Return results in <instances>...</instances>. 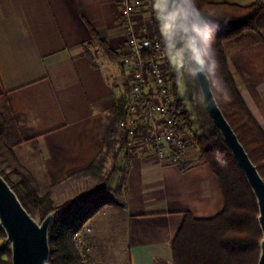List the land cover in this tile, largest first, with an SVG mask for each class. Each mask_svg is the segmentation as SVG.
Listing matches in <instances>:
<instances>
[{
  "label": "crops",
  "instance_id": "0c3cea01",
  "mask_svg": "<svg viewBox=\"0 0 264 264\" xmlns=\"http://www.w3.org/2000/svg\"><path fill=\"white\" fill-rule=\"evenodd\" d=\"M118 1L0 0V80L20 143L32 147L49 185L72 180L104 149L110 110L126 85L117 64L124 43ZM142 5L134 15L151 26L149 5ZM224 49L240 94L264 129V21ZM146 154L128 144L121 149L107 188L121 201L130 264H172L169 243L181 212L210 217L223 198L208 164L159 168Z\"/></svg>",
  "mask_w": 264,
  "mask_h": 264
},
{
  "label": "trees",
  "instance_id": "16d2710c",
  "mask_svg": "<svg viewBox=\"0 0 264 264\" xmlns=\"http://www.w3.org/2000/svg\"><path fill=\"white\" fill-rule=\"evenodd\" d=\"M142 2L149 5L151 34L158 40L160 49H162L151 0H142ZM197 3L204 12L221 20L220 30L215 36L214 48L220 62V74L228 88V96L226 99L218 98V105L264 179V129L254 118L240 94L229 69L224 49L226 42L235 39L247 29H257L263 24L264 1L255 0L240 4L226 0H197ZM224 18L230 20L227 25L222 23ZM107 51L110 52V49ZM168 68L173 92L178 96L179 78L169 65ZM184 86L198 125L197 131L191 135L189 140L199 146L197 162L208 164L214 173L222 194L223 206L219 212L210 217H194L188 210L181 212V224L169 243L172 264H256L261 232L256 220L255 198L218 130L213 125L206 108L198 105V99L192 100L190 90L185 83ZM177 101L178 105L185 107L184 97L177 98ZM127 109L128 95L124 93L110 110V124L103 134L104 149L84 170L77 173V175L96 177L100 182L79 196L54 205L48 191L39 195L28 181L19 180V185L14 184L6 174L0 171L32 216L34 212L41 220L49 211L60 208L49 228V260L52 264H82L80 251L73 245L72 235L90 219L92 213L103 202H110L103 198L94 206L84 205V199L87 197L105 193L104 183L114 168L118 153L127 147V133L118 126L119 120L127 115ZM183 114L185 125L191 128L193 125L190 119L191 113L185 108ZM12 130L15 132L18 130L17 122L7 97V91L0 80V141L4 138L8 140ZM22 141L18 139L15 143ZM108 154L113 162L109 170L103 172ZM0 233L4 234L1 229ZM8 252L10 253V249ZM1 264H11L10 257L3 259Z\"/></svg>",
  "mask_w": 264,
  "mask_h": 264
},
{
  "label": "built area",
  "instance_id": "2783aa9c",
  "mask_svg": "<svg viewBox=\"0 0 264 264\" xmlns=\"http://www.w3.org/2000/svg\"><path fill=\"white\" fill-rule=\"evenodd\" d=\"M142 0H119L117 17L124 43L117 64L126 75L128 109L118 126L127 133L129 148H143L162 168L175 166L185 171L197 162L199 147L185 134L183 109L173 92L167 60L158 40L151 34L148 20H138L134 11ZM90 231L85 224L72 235L77 249L84 247Z\"/></svg>",
  "mask_w": 264,
  "mask_h": 264
},
{
  "label": "rangeland",
  "instance_id": "374dc122",
  "mask_svg": "<svg viewBox=\"0 0 264 264\" xmlns=\"http://www.w3.org/2000/svg\"><path fill=\"white\" fill-rule=\"evenodd\" d=\"M143 7L144 5H141L140 8ZM179 97H184L185 100V107L179 105L180 108H186L191 113L190 119L193 121V125L191 128L185 127V134L190 138L197 131L198 125L192 113L184 82L180 78L178 79V96L176 98ZM10 136L8 140L4 138L0 141V171L6 174L8 179L14 184L19 185V180L28 181L39 195H43L48 191L54 205H59L66 199L79 196L92 189L94 184L100 182L96 177L78 174L66 183L57 186L49 185L41 171L39 160H37L32 147L15 143L19 139L17 131L12 130ZM112 162V157L108 154L103 166V172L109 170ZM104 187L106 194L99 193L84 199L86 207L98 204L97 201L103 198L108 199L110 202H103L92 213L88 220L89 222L84 223L90 228V231L83 238L84 247L78 249L80 251V262L82 264H130L124 234V223L121 216L117 213L120 211L118 208H120L121 201L114 192L108 190L107 182L104 183ZM111 210L114 212L113 216L110 215ZM33 214L36 219H40L37 214L34 212ZM8 250L9 245L5 242V236L0 233V264L3 259L10 257Z\"/></svg>",
  "mask_w": 264,
  "mask_h": 264
},
{
  "label": "clouds",
  "instance_id": "9594fccd",
  "mask_svg": "<svg viewBox=\"0 0 264 264\" xmlns=\"http://www.w3.org/2000/svg\"><path fill=\"white\" fill-rule=\"evenodd\" d=\"M151 7L170 69L188 87L192 100L215 108L218 98L228 96L214 48L221 20L204 12L197 0H151ZM229 22V18L222 21Z\"/></svg>",
  "mask_w": 264,
  "mask_h": 264
},
{
  "label": "water",
  "instance_id": "95a60500",
  "mask_svg": "<svg viewBox=\"0 0 264 264\" xmlns=\"http://www.w3.org/2000/svg\"><path fill=\"white\" fill-rule=\"evenodd\" d=\"M205 108L255 198L256 220L261 232L256 264H264V179L225 118L218 102L213 109ZM59 211L60 208L53 209L41 220L36 219L0 174V229L9 245L11 264H52L49 260V228Z\"/></svg>",
  "mask_w": 264,
  "mask_h": 264
}]
</instances>
